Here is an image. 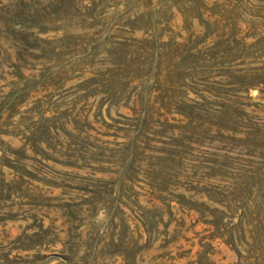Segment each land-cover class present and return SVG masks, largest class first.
Segmentation results:
<instances>
[{
  "label": "rangeland",
  "instance_id": "obj_1",
  "mask_svg": "<svg viewBox=\"0 0 264 264\" xmlns=\"http://www.w3.org/2000/svg\"><path fill=\"white\" fill-rule=\"evenodd\" d=\"M0 264H264V0H0Z\"/></svg>",
  "mask_w": 264,
  "mask_h": 264
}]
</instances>
